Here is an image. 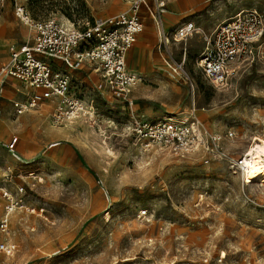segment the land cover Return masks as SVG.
Here are the masks:
<instances>
[{"label":"rangeland","instance_id":"1","mask_svg":"<svg viewBox=\"0 0 264 264\" xmlns=\"http://www.w3.org/2000/svg\"><path fill=\"white\" fill-rule=\"evenodd\" d=\"M131 1L0 0V62L31 39L18 7L35 21L82 27L127 12ZM163 1L167 28L191 21L202 31L171 46L174 60L185 59L195 90L175 83L156 47L159 63L150 73L139 71L141 83L132 92L135 111L174 119L194 105L211 133L234 132L222 147L242 156L255 138H264V64L220 90L206 82L197 61L204 35L241 11L264 13V0ZM148 4L141 8V36L150 27L148 36L157 39L149 10L154 0ZM73 78L86 113L64 126H54L43 109L14 117L1 101L9 114L0 133L8 125L6 145L15 137L19 142L10 152L0 140V169H11L14 192L18 186L25 193L17 195L9 233L0 234V244L16 247L10 254L0 249V264H264V182L244 185L225 159L145 152L128 129L129 109L102 78L90 68L75 70Z\"/></svg>","mask_w":264,"mask_h":264},{"label":"built area","instance_id":"2","mask_svg":"<svg viewBox=\"0 0 264 264\" xmlns=\"http://www.w3.org/2000/svg\"><path fill=\"white\" fill-rule=\"evenodd\" d=\"M148 6V0L131 1L130 9L105 21L86 25H65L56 19L35 21L23 7L16 9L17 17L29 29L31 39L9 49L7 62L0 64V85L7 80L19 81L25 91V101L13 102L16 116L50 105V119L54 126H64L86 113L83 102L72 91V75L61 70L62 63L69 70H78L88 64L101 75L109 94L115 99L133 107L130 98L133 90L141 83L139 74L129 70L127 55L144 32L140 10ZM163 0H154L153 10L149 8L164 45L171 41L186 42L202 31L193 23L182 24L171 33H166L162 20ZM205 48L198 58L197 66L203 78L217 89L228 88L233 79L254 66L264 64V13L256 9L245 10L217 26L204 35ZM164 64L172 71L178 82L185 81L191 91L195 90L193 80L184 71L185 59L177 62L165 59ZM172 120L164 117L145 120L131 115L129 131L136 142L147 152L156 148L177 159L202 155L225 159L231 173L242 182L247 181L250 151L234 157L223 150V143L233 140V131L211 133L196 115L193 105L191 114ZM184 117V118H182ZM18 138L5 147L13 152ZM12 170L0 169V234L7 235L10 217L19 209L18 193L24 188L13 190ZM146 212H141L144 217ZM14 245L0 244V249L12 253Z\"/></svg>","mask_w":264,"mask_h":264},{"label":"crops","instance_id":"3","mask_svg":"<svg viewBox=\"0 0 264 264\" xmlns=\"http://www.w3.org/2000/svg\"><path fill=\"white\" fill-rule=\"evenodd\" d=\"M128 4H129V9H130L131 2L128 3ZM164 8L162 9V20L164 19L165 14L168 13V12L164 11ZM129 9H128V11H129ZM140 13H141V10H140ZM139 16H140V14H139ZM140 19H141L143 25L145 26V24H144L145 20L142 19L141 16H140ZM163 22H164V20H163ZM188 22H191V21H188ZM185 23H187V22H185ZM181 25L182 24H180L178 27H180ZM177 28H167L166 27V23H164V30H165L166 33H171L172 31L176 30ZM151 33H152V29L150 27H147L146 36L143 35V37H142L141 36L142 34L139 35V36H141V38L139 40H138L139 36L137 37V40H138L139 44L134 45L133 48L131 49L132 51L130 50L128 55H127V66L129 68V70L134 72V73L139 74L140 70H143L146 73L147 72L150 73L149 72V67L152 64H154V63H159L158 57H155V62L153 60V58H154L153 57V50L156 47L158 48V50L160 52V59L163 60V62H164L165 59L173 58L172 51H171L172 44H180V43H176V42L171 41L168 45H164L161 42L159 35H158L157 39H155L153 37H149L148 35H151ZM137 40H136V42H137ZM162 49H163V51H165L167 56L163 55ZM8 57H9V51H8V56H7L6 60L4 62H0V64L7 62ZM59 67L61 68V70H66L67 72L71 73V75H72V91H73V83H74L73 73H74L75 70L67 69L62 63L59 65ZM84 68L93 69V71L101 77V75L95 70V68L93 66H91V65H88V64L83 65L78 70H83ZM171 78L175 81L176 84L180 83L173 76H171ZM8 96H11L12 99L7 98ZM17 96H19V98ZM15 97H17V98H15ZM130 98L133 101L132 94H131ZM25 99H26V91H25L23 85L19 81L14 80V79H9V80L6 81L5 84L0 85V124L4 120L3 117L6 114L7 115L9 114L8 111L5 109V107L3 106V104L1 103V101L2 100H7L9 102V104H10V109L12 110L13 116L14 117H21L23 115H21V116H16L15 115V111L13 109V102L25 101ZM125 105L129 109V114H128L129 120H128V123L131 120V115L132 114L136 115L137 117H141V118H143L145 120H151V121L157 120L159 118H162V117H158V118L149 119L144 114L138 113L137 111H135V103H134V101H133V107H129L127 104H125ZM39 109H43V111L46 112L48 114V117L50 118V113H51L50 105H45V106L39 107V108L35 109L34 111L39 110ZM31 112H33V111H31ZM31 112H29V113H31ZM191 112H192V110L190 108V110L188 111V114H191ZM26 114H28V113H26ZM50 121H51V119H50ZM3 133H5V132H2V134ZM2 134L0 133V135H2ZM3 136H4V134H3ZM5 138H6V136H4L3 139H0L1 140V145H3V146H6ZM10 142H11V140L9 141V143ZM18 142H19V139H18Z\"/></svg>","mask_w":264,"mask_h":264},{"label":"bare ground","instance_id":"4","mask_svg":"<svg viewBox=\"0 0 264 264\" xmlns=\"http://www.w3.org/2000/svg\"><path fill=\"white\" fill-rule=\"evenodd\" d=\"M164 118L172 120L169 116H165ZM9 129L8 125L4 127L5 132H8ZM249 151L251 153L252 162L249 165L247 175L248 182L243 183L244 185L252 186L254 183L264 182V138H255L252 144L247 147L245 153H248Z\"/></svg>","mask_w":264,"mask_h":264}]
</instances>
